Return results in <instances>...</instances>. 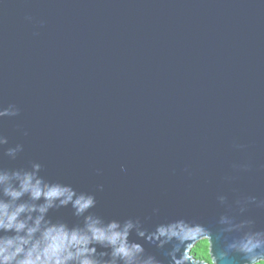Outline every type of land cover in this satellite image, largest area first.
Instances as JSON below:
<instances>
[{"label":"water","instance_id":"95a60500","mask_svg":"<svg viewBox=\"0 0 264 264\" xmlns=\"http://www.w3.org/2000/svg\"><path fill=\"white\" fill-rule=\"evenodd\" d=\"M9 103L3 148L23 151L0 167L38 161L108 218L264 228V208L236 204L264 199V0H0Z\"/></svg>","mask_w":264,"mask_h":264},{"label":"clouds","instance_id":"9594fccd","mask_svg":"<svg viewBox=\"0 0 264 264\" xmlns=\"http://www.w3.org/2000/svg\"><path fill=\"white\" fill-rule=\"evenodd\" d=\"M19 113L14 103L0 104V119ZM7 143L0 133V149L16 159L23 145L3 148ZM217 199L226 204L224 195ZM236 204L243 213L251 205L264 208V199L248 196ZM96 206L95 192L49 179L38 161L0 167V264H264V228H256L251 218L221 214L215 232L184 217L147 227L139 217H105ZM63 208H70L73 220L51 214ZM198 242L204 245L202 259L193 254Z\"/></svg>","mask_w":264,"mask_h":264},{"label":"trees","instance_id":"16d2710c","mask_svg":"<svg viewBox=\"0 0 264 264\" xmlns=\"http://www.w3.org/2000/svg\"><path fill=\"white\" fill-rule=\"evenodd\" d=\"M193 254L202 259L204 257V245L198 242L193 248Z\"/></svg>","mask_w":264,"mask_h":264}]
</instances>
